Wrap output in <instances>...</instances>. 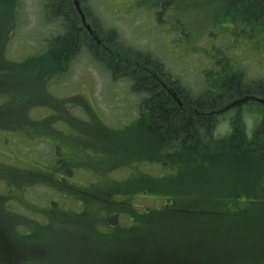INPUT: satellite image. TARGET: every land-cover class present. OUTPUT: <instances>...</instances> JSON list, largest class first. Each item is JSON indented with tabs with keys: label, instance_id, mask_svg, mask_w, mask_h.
I'll return each instance as SVG.
<instances>
[{
	"label": "rangeland",
	"instance_id": "374dc122",
	"mask_svg": "<svg viewBox=\"0 0 264 264\" xmlns=\"http://www.w3.org/2000/svg\"><path fill=\"white\" fill-rule=\"evenodd\" d=\"M83 1L84 5L87 2L91 12L102 19L107 30L110 28L117 32V36L136 49L153 52L183 81L190 95L202 92L206 81L202 75L203 67H216L220 50L226 56L234 60L241 58V63L248 64V77H264V59L256 53L244 52L243 48L250 49L253 42L243 36L237 39L240 37L230 30L236 29V26L230 20L232 17L222 10L223 0H168L174 1L170 9L176 7L172 18H176L177 22L170 20L169 14L164 25L152 16L155 0H147L152 1L151 4L139 0L141 6L133 4L135 0ZM178 28L183 33V39L175 32ZM62 31L63 28L47 23L42 0H0V162L19 167L18 170L0 167L3 168V173L0 172V191L8 192L9 182L14 177L21 175L29 178L24 159L40 153L43 147L44 152H54V148L45 145V140L49 138L40 136L54 130L47 119L60 118L62 126L80 133L83 146L88 148L93 144L98 150L81 155L74 174L75 180L92 184V189L72 188L66 179L56 183L43 171L38 172L49 183H56V186L53 185L57 191L55 197L64 202L63 214L69 215L63 219L57 214V205L48 210V218L41 217L40 213L46 209H40L42 206L37 202H42L41 199L29 190H24L30 203L24 209L22 203L18 208L6 197L0 199V210L5 212L7 221L13 226L6 235L17 245L14 259L5 264H118L119 256L122 260L129 257L125 264H264V229L258 236L261 241L257 239L258 243H249L254 240L250 235L256 232L255 228L252 227L251 231L246 226L240 228L235 216L228 218L221 215L213 220L202 219L194 223L193 217L198 219L199 211L178 209L157 210L144 219L132 220L127 213L117 214L116 210V216L110 218L108 213L112 212L99 207L100 198L96 195H104L110 180L108 190L120 187L110 192L116 197L114 209L124 207L125 204H117L123 198L140 209H149L164 204L166 195L172 191L173 195L183 198L199 193L208 197L210 192H217L236 201L229 194L240 188L241 179L231 169L223 170V162L222 166L219 162L214 166L215 170H211L206 161L202 167L195 161L175 166L174 158L164 162L137 159L156 155L157 151L144 133L147 132L148 121H143L145 125L138 123L142 96L133 91L130 84L122 79L114 81L111 73L85 50L69 60V67L64 68L58 77H53L54 80L41 73L39 64L34 66V57L44 49L40 43L45 45L48 38ZM253 39H256V34ZM50 59L43 61L45 69L56 65L55 59ZM41 60L38 58L36 61L41 63ZM12 61L23 69L12 68ZM260 107L264 109L258 102L247 101L222 114L214 112L221 107L213 108L211 111L219 117L216 135H226L236 127H243L251 135L257 121L262 118L258 115ZM78 117H85L87 123L79 125L73 121ZM99 118L120 129L115 131L103 126ZM29 132L40 134L31 137L26 135ZM53 135L50 133L49 137ZM112 141L118 143L116 146L123 156L116 158L118 165L114 166L115 170L112 168L114 172L107 181L93 183L103 177L96 175L95 178V168L111 167L112 162L107 164L109 160L104 158V151L111 152ZM97 156L102 163L94 162L92 158ZM88 161H92L95 168L91 171L79 168ZM229 165L236 166L235 163ZM6 170L12 175L6 176ZM130 171L134 172L129 178L127 174ZM147 173H150L148 177ZM166 174L175 185L171 189L164 181ZM151 175H154V180H151ZM208 175H213L212 180ZM30 179L41 180L32 174ZM151 182L152 193L135 191L141 188V184ZM78 194H81L80 199L75 196ZM80 201L88 202L87 206L83 208ZM64 219L66 223L75 219L73 224L76 225L66 226ZM78 224H84L87 229ZM128 224L136 226L135 233L129 236L119 228ZM110 226L116 228L113 234L107 233ZM242 235H247L246 239L241 238Z\"/></svg>",
	"mask_w": 264,
	"mask_h": 264
},
{
	"label": "trees",
	"instance_id": "16d2710c",
	"mask_svg": "<svg viewBox=\"0 0 264 264\" xmlns=\"http://www.w3.org/2000/svg\"><path fill=\"white\" fill-rule=\"evenodd\" d=\"M79 1L96 35L94 36V33H91L83 22L74 0H42L47 23L59 26L60 29L63 28V31L48 38L45 45L40 43V45L44 46V49L34 57V66L39 64L38 69L42 70L41 73H45V76L49 80H54L55 78L53 77H58L64 68L69 67L68 65H70L73 58L80 51L85 50V53L93 59L95 57V61L111 73L115 79L114 81L124 80V82L131 85L133 91H137V94L142 96L140 114L137 120L139 124L143 125H145L144 120L148 121L146 125L147 132L144 133L153 143V146L155 145L157 152H155L156 155L137 157V159L148 158L150 161L161 160L164 162L168 158H174L175 166L181 163L195 161L202 167L206 161L212 167L211 170H215L214 166L219 162L222 166L223 162V170L226 171L229 168V170L231 169L236 172L239 180L241 179L240 188H237L229 194V196L235 197L236 201L231 197H226V194L217 192H210L208 197L198 192L199 195L197 196L191 195L183 198L176 196V194L173 195L172 191V193L166 195L167 200L164 204L157 207H150L149 209H140L124 198L117 202V204H125L124 207L114 209L116 197L114 196L115 193L110 192L120 187L117 186L112 191L111 189L108 190L107 188L111 184L110 180L106 184L104 195H96L100 198L99 207H104L106 210H109L108 212H112L108 213L110 218L116 216L114 213L116 210L117 214L121 212L127 213V216L130 219L132 218V220L144 219L157 210L178 211V209L188 212L199 211L200 216H198V219H196L197 217H193L195 218L194 223L202 219L213 220L221 215H225L228 218L235 216L237 221H239L240 228L244 229L246 226L250 231L252 227L255 228L256 232L250 235L254 240L249 243H258V236L262 229H264V109L260 107L261 110L258 115L262 118L257 121V125L251 135L243 127L242 129L236 127L230 133L222 136L216 135L215 130L219 122V117H216L215 111L211 114V110L219 107L221 108L218 110L224 109L228 106V103L246 96L257 95L264 98V77L256 79L250 76L248 77L249 74L246 71L248 64L241 63V58L234 60L220 50L219 56L221 58L218 56L216 67H203L202 75L204 74L206 81L203 83L204 87L202 92L190 95L183 81L170 71L153 52L136 49L132 45L124 42L120 36H117V32H114L110 28L108 30L105 28L102 19L91 12L87 6V2L84 5L83 0ZM144 2L152 3V1L148 2L147 0ZM223 2L224 6L222 10L232 17L230 20L236 26V29L230 30L234 32L235 36L240 37L237 39H241L243 36L247 41L253 42L250 45V49L249 47L243 48L244 52L256 53L263 60L264 0H223ZM133 4L141 6L139 0L133 1ZM155 4L152 16L161 20L162 25L166 23V16L169 14V19L177 22L176 18H172L173 11L176 12V7L172 10L170 9L174 5V1L155 0ZM158 4L161 5L160 8L157 7ZM12 10L14 11L13 8ZM177 19L181 21L178 17ZM175 32L178 33L179 38H184L180 28L175 29ZM254 34H256L255 40L253 39ZM208 54H210L209 50ZM51 57L55 59L56 65L45 69L43 61L45 59L51 60ZM38 58L42 59L41 63L36 61ZM214 59L212 57L213 61ZM11 67L20 70L23 69L15 61H12ZM159 76L169 86L168 88L170 90L165 85L162 86L159 83L156 78ZM189 91L191 90L189 89ZM258 103L264 106V103ZM73 119L79 125L83 122L87 123L82 117ZM99 120L105 127L109 128L104 118H99ZM47 123L54 127L53 131L44 134L29 132L26 135L35 137L36 134H40V136L49 138L45 140V145L48 148H54V152H44L46 150L43 147L39 154L41 157L26 168L30 173L29 178L21 175L14 177L9 182L8 192L0 191V199L4 196L12 203L14 202V206L18 208H20L22 203V208L24 209L30 205L25 193L26 190H29L44 202V204L37 202L39 206H42L40 207L41 210L46 209V211L40 213L41 217L48 218V210L52 206L55 207L57 205V214L63 219L69 215L63 214L64 202L59 201L55 197L57 193L56 189H54L55 184L62 179H66L69 182L68 185L72 188L80 186V190L87 189L89 187L88 185L74 182V174L78 166L79 157L83 154H88V151L98 152V150L92 144L88 148L83 146L81 139H79L80 133L73 131L68 126H62L60 118L52 117L51 119H47ZM109 129H115V127L112 126ZM50 133L54 134L53 137H49ZM96 134L98 135L100 133ZM111 144H113L111 145V152L104 151L106 153L104 158L109 160L107 164L112 162L110 169L107 166H101L100 170H97L93 166V160L94 162L102 163V161H98L99 156L92 158V163L88 161L79 166V168L90 171L95 168V178L96 175L103 176L95 180L98 183L109 179L116 169L114 166L116 164L118 165L116 158L123 156L118 150V146H116L118 143L112 141ZM63 145H69L68 149L62 151ZM79 150H82V152L79 153ZM161 155L165 157H161ZM231 163H235L236 166H230L229 164ZM2 169H0L1 173H3ZM40 171L46 173L56 183L52 182L51 184L45 178L43 179L38 174ZM134 171H130L127 176L129 178L133 176L132 173ZM5 174L6 176L12 175L8 173V170H6ZM31 174L37 175L41 180L34 181V179H30ZM149 175L150 173H147V177ZM153 177L154 175L150 176L151 180H154ZM208 177L212 180L213 175H208ZM27 179L29 181H26ZM164 181L169 188L175 186L168 174H166ZM151 184L152 182L149 184L145 183V185L141 184V188H136L135 191L145 192V194L152 193L154 188L151 187ZM75 196L81 198V194ZM75 196L73 197L75 198ZM180 200L184 202H180ZM10 201L7 203L10 204ZM87 204L88 202H84V206ZM12 213L15 212L12 210ZM19 215L26 217L27 214ZM74 222L75 219H71L65 223L66 226L76 225V223L73 224ZM78 226L87 229L84 224H78ZM12 227L5 217V212L0 210V264L9 262L17 254L16 243L6 235V232ZM110 228L107 233L113 234L116 232L114 226H110ZM119 228L127 236L132 235L136 231V226L133 224ZM105 230L107 231V229ZM186 235L189 238V234ZM244 235L241 238L246 239L247 235ZM119 257L118 264L128 263V256L124 260H122V256ZM30 264L37 263L31 262Z\"/></svg>",
	"mask_w": 264,
	"mask_h": 264
},
{
	"label": "flooded vegetation",
	"instance_id": "af4514ba",
	"mask_svg": "<svg viewBox=\"0 0 264 264\" xmlns=\"http://www.w3.org/2000/svg\"><path fill=\"white\" fill-rule=\"evenodd\" d=\"M157 79H158V81H159V83L163 86V85H165L167 88L169 87V86H167V84H165L164 82V80L161 78V76H159V77H156ZM169 90H170V88H168Z\"/></svg>",
	"mask_w": 264,
	"mask_h": 264
},
{
	"label": "water",
	"instance_id": "95a60500",
	"mask_svg": "<svg viewBox=\"0 0 264 264\" xmlns=\"http://www.w3.org/2000/svg\"><path fill=\"white\" fill-rule=\"evenodd\" d=\"M76 3H77V5H78V8L80 9V11H81V8H80V4H79V1L78 0H76ZM83 18H84V20H85V16H83ZM256 98V97H255ZM257 100H259V101H262V102H264V99H262V98H256Z\"/></svg>",
	"mask_w": 264,
	"mask_h": 264
},
{
	"label": "bare ground",
	"instance_id": "6f19581e",
	"mask_svg": "<svg viewBox=\"0 0 264 264\" xmlns=\"http://www.w3.org/2000/svg\"><path fill=\"white\" fill-rule=\"evenodd\" d=\"M103 126H104V125H103ZM117 128L119 129L120 127H117ZM112 130L117 131V129H112ZM92 145H93V144H92ZM66 146H67L66 149H68L69 145H66ZM63 150H65V146H64V145L62 146V151H63Z\"/></svg>",
	"mask_w": 264,
	"mask_h": 264
}]
</instances>
